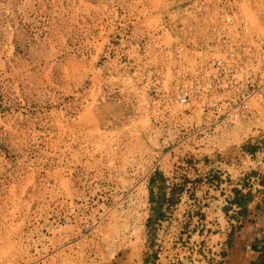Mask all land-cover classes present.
I'll list each match as a JSON object with an SVG mask.
<instances>
[{"label": "rangeland", "instance_id": "374dc122", "mask_svg": "<svg viewBox=\"0 0 264 264\" xmlns=\"http://www.w3.org/2000/svg\"><path fill=\"white\" fill-rule=\"evenodd\" d=\"M170 1L0 0V264L156 260L155 240L161 237L153 226L155 242L148 246L142 183L149 167L159 166L158 151L164 144L166 150L177 148L186 131L189 145L205 149L209 160L216 162L223 152H230L232 162L236 158L240 142L199 141L208 132L206 115L176 103L171 94L159 110L141 100L120 101L118 93L87 91L174 88L181 66L174 57L149 66L147 83L139 63L131 65L136 81L129 87L112 62L113 44L128 35L134 41L144 22L157 25ZM234 1L221 5H240L253 24H264L258 0ZM219 7L178 28L216 21ZM125 64L119 63L124 73ZM215 186L214 193H192L203 218L220 206ZM178 220L173 217L171 234L188 240L196 229L188 222L181 230Z\"/></svg>", "mask_w": 264, "mask_h": 264}, {"label": "crops", "instance_id": "0c3cea01", "mask_svg": "<svg viewBox=\"0 0 264 264\" xmlns=\"http://www.w3.org/2000/svg\"><path fill=\"white\" fill-rule=\"evenodd\" d=\"M192 1L194 0L170 1L168 9L157 25L149 26L147 22H144L142 30H138L137 40L131 41L128 35L125 42L119 40L121 44H113L115 51L112 62L117 67H115V73L122 83L127 82L129 87L130 81H136V73L131 72L129 68L136 63H139V70L143 71L142 76L147 83L151 75L149 66L156 62L160 64L167 56L174 57V51L182 40L199 37L205 32L206 28L197 27L193 34L186 29L178 28L183 21L202 19L197 7L200 3L185 5ZM206 1L213 7H218L223 2V0ZM258 1L264 9V0ZM263 9L261 13H264ZM165 16L169 18V21L162 20ZM129 22L127 27L131 29ZM102 53L100 57L104 58L106 54L104 51ZM122 61L126 62V74L122 72V66L119 65ZM165 90L166 88H89L87 91L118 93L123 98L120 101L141 100L145 105L158 106L161 110L167 102ZM258 108L261 115V129H258ZM251 111L255 118L244 120L235 126L231 139L211 138L208 132H203L206 137L199 139V141L217 140L221 144L240 142L239 148L234 150L236 158L233 162L230 159V152H223L216 162L209 160L212 156H205L203 154L205 149L189 145L192 140L191 134H187L186 131L181 133L182 138L177 148L166 150L164 144L158 151L159 166L154 169L149 167L142 183L149 247L156 241L151 234L153 226H157V223L164 220L169 213H174V217L181 219L185 210L190 209L191 203L195 201L197 194L196 196L192 194L194 190L206 188L214 193L213 189L217 185L220 190L215 192L216 197H219L218 202L226 204L224 212L232 214L235 223L227 238L228 247L224 264H252L262 255L264 250V102L261 107H258V100H253ZM197 114L198 112L196 116ZM162 136L160 132L159 142ZM246 148H251L252 151ZM253 177L259 178L262 187L258 195L254 190L249 189V180ZM213 178L215 180H211L212 183H210L209 180ZM223 189L227 190L224 192ZM151 259L154 260L150 258V262ZM150 262L146 260V264Z\"/></svg>", "mask_w": 264, "mask_h": 264}, {"label": "built area", "instance_id": "2783aa9c", "mask_svg": "<svg viewBox=\"0 0 264 264\" xmlns=\"http://www.w3.org/2000/svg\"><path fill=\"white\" fill-rule=\"evenodd\" d=\"M196 2L200 3L197 7L201 16L216 9L206 0H194L188 6ZM244 11L233 3L220 5L216 21L195 22L188 31L193 34L198 25L205 26V32L182 40L174 51L181 66L176 69L174 88H166L165 95H173L171 100L193 110H202L211 138L231 139L235 126L255 118L251 111L253 100H258V107L264 102V25L253 24ZM260 123L258 108V129ZM249 189L258 195L262 190L259 178H250ZM196 202L200 203L195 199L193 207L186 209L176 223L183 230L181 226L192 222L196 230L188 240L171 234L174 213L157 223V236L161 238L156 239V248L160 250L153 264H224L227 238L235 224L232 214H226V204L219 203L211 218H203V211L200 214L194 210ZM175 230L179 232L178 228ZM169 235L172 238L167 243Z\"/></svg>", "mask_w": 264, "mask_h": 264}, {"label": "water", "instance_id": "95a60500", "mask_svg": "<svg viewBox=\"0 0 264 264\" xmlns=\"http://www.w3.org/2000/svg\"><path fill=\"white\" fill-rule=\"evenodd\" d=\"M253 264H264V254H262Z\"/></svg>", "mask_w": 264, "mask_h": 264}, {"label": "trees", "instance_id": "16d2710c", "mask_svg": "<svg viewBox=\"0 0 264 264\" xmlns=\"http://www.w3.org/2000/svg\"><path fill=\"white\" fill-rule=\"evenodd\" d=\"M246 149H247L248 151H252L251 148H246ZM238 203H241V202H238ZM262 254H264V250H263Z\"/></svg>", "mask_w": 264, "mask_h": 264}]
</instances>
